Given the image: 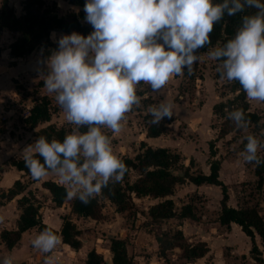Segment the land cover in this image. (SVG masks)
I'll return each instance as SVG.
<instances>
[{
	"label": "clouds",
	"instance_id": "1",
	"mask_svg": "<svg viewBox=\"0 0 264 264\" xmlns=\"http://www.w3.org/2000/svg\"><path fill=\"white\" fill-rule=\"evenodd\" d=\"M246 9L255 12L243 15L234 36L208 56L220 62L222 79L239 82L249 100L264 102V0H85L84 19L93 30L87 36L53 34L57 48L47 57L43 76L44 87L75 128L62 141L39 136L23 149L32 178L55 174L67 186V198L84 204L110 182H121L126 165L102 129L121 132L126 114L141 102L136 93L141 82L158 93L185 69L191 74L197 53L211 43L214 25ZM149 114L157 125L173 116V106L162 102ZM229 119L237 129L247 128L242 109L231 111ZM245 139L244 162L264 163L257 155L260 140L251 134ZM59 242L46 228L31 245L45 255ZM0 264H14L12 256L0 257ZM45 264H53L50 255Z\"/></svg>",
	"mask_w": 264,
	"mask_h": 264
},
{
	"label": "trees",
	"instance_id": "2",
	"mask_svg": "<svg viewBox=\"0 0 264 264\" xmlns=\"http://www.w3.org/2000/svg\"><path fill=\"white\" fill-rule=\"evenodd\" d=\"M68 5L77 7L78 10H68L65 14L57 13L55 2L48 3L46 0H21L20 11L9 4L8 0H1L0 3V36L3 29H6L14 37L9 44V54L15 58H24L35 50H42L43 59H47L50 52L57 48V44L50 40L52 32L69 34L73 31L87 36L93 29L90 24L85 22V12L83 11L85 0H62ZM219 2V0H214ZM255 9H246L243 13L229 17L225 15L223 20L214 25L210 34L211 43L200 49L198 56L209 52V50L222 46L228 39H231L240 25L243 15L254 13ZM2 49L0 48V54ZM216 61V60H215ZM220 63L219 61H216ZM183 75H189L185 69ZM231 96L225 102H219L212 107V113L222 119L217 133V138L224 137L230 133H235L237 129L234 122L229 119V113L235 109H242L245 119L248 123L256 126L259 123L260 116L249 110L247 96L241 88L239 82L232 81L229 85ZM53 110L48 97L43 96L34 100L28 111V115L23 122L27 129L35 130L38 126L47 124L33 133L37 139L39 136L46 137L49 141L52 139L62 141L69 130L59 128L54 124H48L51 120ZM146 130V137L156 138L164 131L162 124L153 125L151 118ZM81 128L80 131H86ZM140 152L133 157L122 156L120 159L126 165L127 171L123 180L119 183H109L102 189L100 195L91 199L89 203H81L78 199H68L66 196L67 188L51 180L41 182L42 189H45L51 202L56 207H61L66 201L70 202L71 213L77 217L91 219L99 222L104 220L102 209L107 201L114 206L115 212L119 214L136 212L134 199L150 198L158 200L157 203L150 205L147 209V219L149 229L154 233L158 252L166 260L167 253L177 248L180 250L178 259L183 263H194L196 260L204 257L209 248L205 242L190 243L180 229L174 228L170 231L162 230L161 225L165 221L175 220L178 225L185 220L197 222L199 220L196 209L191 202L181 204L176 207L173 196L175 188L184 184L186 181L193 185H213L217 186L221 192L219 201L220 211L218 223L221 227L229 229L232 224L238 226L241 232L249 239L251 249L250 255L256 264H264V258L256 244L257 236L264 247V218L259 214L255 207H231L228 205L229 195L227 185L219 180L220 163L212 160L216 152L214 144L208 143L209 156V174H193L185 168L183 175H177L173 168L179 164L181 156L170 151L165 147L152 148L145 143H141ZM39 158V157H37ZM264 159V156L259 157ZM10 164L17 170L34 180L25 167L23 158L11 159ZM254 164V174L257 178L258 188L262 186V177L264 175V163L259 166ZM135 173L134 180L130 181V174ZM26 185L17 180L13 183L7 193L0 195L1 199L11 200L17 195L22 194ZM17 206L20 214L17 220L16 230H4L0 233L1 242L5 248L10 250L15 247L21 239L22 233L35 228L37 232L44 229H51L60 237L62 244L70 249L78 251L82 247L80 231L70 218L63 219L59 231L43 223L40 214V204L38 200L28 192L17 200ZM109 252L111 254L110 264H131L127 255L126 241L121 238H111L109 243ZM84 264H105L102 254L97 250L91 249L87 252Z\"/></svg>",
	"mask_w": 264,
	"mask_h": 264
},
{
	"label": "rangeland",
	"instance_id": "3",
	"mask_svg": "<svg viewBox=\"0 0 264 264\" xmlns=\"http://www.w3.org/2000/svg\"><path fill=\"white\" fill-rule=\"evenodd\" d=\"M55 4L59 6L57 7L59 15L65 14L70 9L78 10L77 7L70 6L64 1H58ZM199 57L200 59L192 66L191 74L174 76L158 93L152 91L151 87L143 82L137 85L136 93L141 102L139 105H134L132 110L126 114L122 122L121 132L113 133L106 128H103L102 131L111 140L113 151L119 158L122 156L133 157L140 152L142 142L153 148L165 147L179 154L181 160L173 168V172L180 176L183 175L185 168H188L190 173L197 174L200 172L196 168L197 166L203 167L210 162L208 143L212 142L217 159L223 163L221 180L223 183L224 181L231 183L227 186L229 202L237 204L239 207H255L264 218V175L262 186L258 188L257 178L254 174V164L245 163L241 156L247 143L245 137L249 134L260 140L261 147L258 149L257 155L258 157L264 156V102L251 101L247 98L249 110L260 116L259 123L256 126L248 123L247 128L217 138L222 119L212 113V107L219 102H225L231 96L229 85L232 81L229 82L221 78L220 73L217 71L220 63L210 59L208 52ZM38 85H40V82L37 85H32L27 93L35 91L34 88ZM52 96L49 100L53 115L49 124L65 128L71 133L75 125L66 121L65 113L57 103L55 94L53 93ZM162 102L172 104L173 116L171 118L165 117L159 123L164 126L162 134L156 138L146 137V130L150 124L148 118L152 120L149 108ZM231 165L238 168L236 178L228 172L232 168ZM134 178L135 173L132 172L130 181ZM45 179L61 184L59 178L52 173L47 175ZM27 180L25 182H28V184L32 183L29 179ZM189 184L192 183L186 181L184 184L178 185L174 190L173 200L176 207H179L182 203L191 202L196 209L199 222L206 225L197 228V222L186 221L187 225H184L183 234L187 240L190 243L202 242L201 239L203 238L209 240L212 253H209L211 250L209 249L207 254H236L237 248L241 249L246 247L247 244L249 245L248 238L243 233L240 235V231L231 230L228 236L223 235L224 229L221 230L220 227L217 229L220 226L218 225L220 206L219 202L216 201V192L203 190L207 192L204 194V192L201 193V190L198 191ZM206 188L217 189V192L220 193L218 188L213 185H208ZM40 192L38 203L42 208L41 213L43 215L45 207H50V203L47 195L42 191ZM197 192H200V195ZM30 193L32 194V191ZM134 202L136 205L134 214L116 213L113 205L110 208L106 206L108 204L106 201L102 209L104 220L95 221V224L92 223V225L85 222L79 223L82 245L87 244L86 240H89L88 251L95 249L102 254L103 258H108L110 239L121 238L126 241L127 254H159L157 243H154L156 242L154 233L147 224L146 214L150 206V200L134 199ZM64 204L60 209L62 215L66 213L67 208V203ZM64 217L70 216L65 215ZM202 217H204L203 221ZM176 224L175 220L165 221L161 228L170 231L175 228ZM154 244H156V248ZM206 244L208 245V243ZM250 249L247 251L249 255ZM54 250L61 254H71L69 251H64L58 247ZM178 254H180V250L177 248L169 251L166 264H176V262L180 264V260H176Z\"/></svg>",
	"mask_w": 264,
	"mask_h": 264
},
{
	"label": "crops",
	"instance_id": "4",
	"mask_svg": "<svg viewBox=\"0 0 264 264\" xmlns=\"http://www.w3.org/2000/svg\"><path fill=\"white\" fill-rule=\"evenodd\" d=\"M46 1L48 3L51 2L56 3L58 1L61 2L62 0H46ZM8 2L15 9V11L16 10L17 12L20 11L21 0H8ZM53 34H55L56 37H59L61 34H66V33L52 32L50 34V37ZM13 37L14 36L6 29L2 30L0 36V48L2 49L0 54V195L2 193H7V191L10 188H12L13 183L17 180L25 184L26 189L22 194L17 195L11 200H4L0 198V217L3 218V220L0 221V233L4 230L7 231L16 230L17 220L20 214V210L18 209L17 206V200L23 195H28V192L31 191H32V195L37 200H38V194L41 193L40 191H42V193H44L48 197V202L50 203V207H45V211L43 212V215L41 213L42 208H40V214L43 223L59 231L63 219L70 218L71 221L77 227V229L80 230L79 223L85 222L88 225H92V223L95 224V221L73 215L70 211L71 205L69 201L65 202L67 203V208L65 210L66 213L62 215L60 213L61 207H56L51 202L49 193L45 189H42L40 187L41 182L47 180L45 179V177L47 176L43 177L38 181L29 180L32 183L28 184V182H25V180H27L28 177L24 176L22 172L17 171L10 164L11 159L23 158L20 152H22L27 145L32 144L36 140L33 133L38 129L45 127L47 125V124L40 125L35 130H29L25 127L23 120L28 115V111L32 106L34 100L43 96L48 97V99H50V97H53L52 96L53 93H49L47 89L44 87V83H41L43 82L44 79L43 76L46 75L47 73V66L45 63L46 59H43L42 57V50L40 49L35 50L30 55L24 58L12 57L9 54L8 47L9 44L13 41ZM50 40L53 43H55L53 39L50 38ZM38 82H40V85L34 88L35 91L27 93V91H30V87L34 84L37 85ZM146 145L150 146L149 144ZM212 160L219 161L216 155ZM219 163H220V169L218 174H219V180L222 181L221 175L223 173V163L220 161ZM231 167H232L231 170H229L228 172L230 175L236 178L238 173L237 170L238 168L233 165H231ZM196 168L200 170L199 173L205 175L209 174V163L207 165H204L203 167L197 166ZM224 183L227 186L231 184L226 181H224ZM189 185H192V187H194V189H198V191L201 190L202 191L201 193L204 192L203 190H207V192L213 190L216 192V201L219 202L221 199L220 198L221 192L217 186L215 187L218 188L220 193L217 192V189L206 188V186L208 185H200V186H196L193 184H189ZM63 186L67 188L66 185ZM207 192H204V194H206ZM197 193H199L200 195V192ZM171 198L173 199V197ZM143 199L146 200L149 199L150 205H153L158 202V200H152L148 197ZM64 205L65 204H63L62 207ZM228 205L234 208L239 207L237 204H231L230 202L228 203ZM106 206L110 208L111 204L108 203ZM65 215H68L70 217H64ZM203 219L204 217H202V221ZM186 221L188 220H185L181 223L183 224L182 226L176 224L175 228L180 229L183 232V228L185 227L184 225H187ZM198 222L199 220L197 221L198 224L196 226L197 228H201L202 226L206 225V224L204 225V223L202 222L199 223ZM219 227L221 228V230L222 229L225 230L223 235H228V233H230L231 230L240 231V235L242 233L240 228L235 224H232L229 229H226L221 226H218L217 229ZM37 234L38 232L35 228L25 231L21 235L20 242L10 250L5 248L4 244L1 242L0 239V257L11 255L14 264H24L31 262L42 263L45 259L48 258V255H50L53 259L59 258L65 264H84L88 252L87 245L90 243L89 240H86L87 244L82 245V247L78 251H74L70 249L67 245L62 244L60 241L57 247L61 248L64 251L67 250L71 254H61L60 252L53 250L51 254L38 255L37 250L33 248L31 245L32 240L35 238ZM256 240H257V246L260 252L262 253V257L264 258V247L261 245V242L257 236L255 237V241ZM201 241L208 243L207 246L209 249H211L209 253H212L211 242L205 238L201 239ZM155 245L156 244H154V247L156 248ZM248 249H250V242L249 245L247 244V246L244 248L241 249L237 248V251L235 252L236 254H206L204 257L196 260L194 263H183L180 261V264H254L255 262L253 261V259L250 257L249 254H247ZM230 251L232 252L233 250ZM108 255H109L108 258H104L105 264L111 263V254ZM127 255L131 260V264H166V260L162 258L160 254H127ZM176 260H179L177 256H176ZM176 264H178V262H176Z\"/></svg>",
	"mask_w": 264,
	"mask_h": 264
},
{
	"label": "built area",
	"instance_id": "5",
	"mask_svg": "<svg viewBox=\"0 0 264 264\" xmlns=\"http://www.w3.org/2000/svg\"><path fill=\"white\" fill-rule=\"evenodd\" d=\"M46 259L42 263H24V264H45ZM53 264H65L62 260L59 258L53 259Z\"/></svg>",
	"mask_w": 264,
	"mask_h": 264
}]
</instances>
